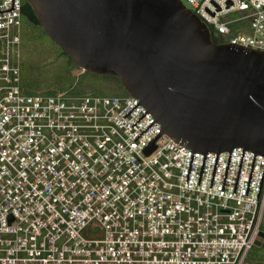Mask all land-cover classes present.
<instances>
[{"label":"built area","instance_id":"2783aa9c","mask_svg":"<svg viewBox=\"0 0 264 264\" xmlns=\"http://www.w3.org/2000/svg\"><path fill=\"white\" fill-rule=\"evenodd\" d=\"M181 1L224 43L264 51V0ZM23 4L0 12V264H255L264 156L255 154L247 194V149L233 192L241 146L223 190L229 151L218 153L211 187L216 152L199 184L203 154L193 153L185 182L191 151L161 133L145 155L160 123L143 104L123 118L139 99L24 93ZM11 5L0 0V10Z\"/></svg>","mask_w":264,"mask_h":264},{"label":"water","instance_id":"95a60500","mask_svg":"<svg viewBox=\"0 0 264 264\" xmlns=\"http://www.w3.org/2000/svg\"><path fill=\"white\" fill-rule=\"evenodd\" d=\"M25 1L79 69L114 76L139 99L123 118L143 104L142 116L149 112L160 123L141 149L145 155L166 134L191 151L187 182L193 153H202L199 184L205 154L216 152L211 187L218 153L229 151L223 190L231 150L241 146L233 192L247 149L253 152L247 194L255 154L264 156V51L215 43L208 26L181 0ZM12 8L13 0L0 12Z\"/></svg>","mask_w":264,"mask_h":264},{"label":"rangeland","instance_id":"374dc122","mask_svg":"<svg viewBox=\"0 0 264 264\" xmlns=\"http://www.w3.org/2000/svg\"><path fill=\"white\" fill-rule=\"evenodd\" d=\"M23 24L21 55L25 64L24 71H22V81L24 83L26 79H28L25 75V68L29 60L31 64L38 65V74L43 77L41 87L59 90L67 94H83L87 92L105 95L118 94L120 91L119 88L117 92L114 93V88L110 87L108 80L98 77L95 74L82 71L76 65L73 66V63L69 61L68 57L59 53L60 48L53 44L51 39L48 38L40 28L34 30V28L31 27V30L34 31L28 33L26 32V24L24 22ZM33 40L35 41L34 45H39L38 48L35 47V49H32L31 42ZM26 43L31 49L27 48ZM118 95H122V93ZM262 229H264V217ZM248 260L251 263L264 264V244L254 246L249 253Z\"/></svg>","mask_w":264,"mask_h":264},{"label":"trees","instance_id":"16d2710c","mask_svg":"<svg viewBox=\"0 0 264 264\" xmlns=\"http://www.w3.org/2000/svg\"><path fill=\"white\" fill-rule=\"evenodd\" d=\"M22 11H23V16H24V21L23 22L26 24V32L32 33L35 29H39L40 28L43 31V33L46 35V33L42 29L41 25L39 24L35 14H34V12L32 10V7L25 0H24ZM31 27L34 28V30H31ZM209 31H210V35L212 37V40L215 43H224L226 41L225 36H223L220 33H217L212 28H209ZM32 42H31L32 49H35V47L38 48L39 45H37V46L34 45L35 44L34 40ZM53 44H54V42H53ZM27 48L28 49L30 48V46H28V44H27ZM59 53L61 55L63 54L65 56H67L61 49H60ZM68 59H69L70 62H72V60L69 57H68ZM23 64H24V61L22 59L21 73H22V71H24V67H25V64L24 65ZM73 66H75L74 63H73ZM37 67H38L37 64H31L29 62V60H28V63H27L26 68H25V70H26V74L25 75H26V78H28V79H26L25 83L22 81L23 80V73L21 75L22 76L21 77V88H22V91L24 93H26V94H55V93L61 92L59 90H52L51 88L49 89V88L41 87V82L43 80V77L38 74ZM97 76L101 77V78H103L105 80H108L109 83H110V87L114 88V93L117 92V90L119 88L120 91L118 92V94L122 93V95H127V92L123 89V87L121 86L119 80L116 77L108 76V75H97ZM87 93H91V92H87ZM83 94H85V93H83ZM97 94H101V93H97ZM118 94H113V95H109V96H121V95H118ZM103 95H105V94H103Z\"/></svg>","mask_w":264,"mask_h":264},{"label":"flooded vegetation","instance_id":"af4514ba","mask_svg":"<svg viewBox=\"0 0 264 264\" xmlns=\"http://www.w3.org/2000/svg\"><path fill=\"white\" fill-rule=\"evenodd\" d=\"M261 231L264 234V229H261ZM259 242H260V245L264 244V235L262 237H260ZM260 245H258V246H260ZM255 246H257V245H255Z\"/></svg>","mask_w":264,"mask_h":264}]
</instances>
